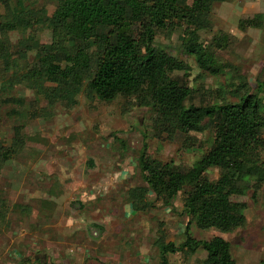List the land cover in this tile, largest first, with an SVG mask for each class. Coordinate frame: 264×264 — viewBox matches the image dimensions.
I'll return each mask as SVG.
<instances>
[{"label":"rangeland","instance_id":"1","mask_svg":"<svg viewBox=\"0 0 264 264\" xmlns=\"http://www.w3.org/2000/svg\"><path fill=\"white\" fill-rule=\"evenodd\" d=\"M33 2L50 14L57 0ZM3 13L0 5V21ZM257 13L263 15L260 26L238 25L239 19ZM210 22L208 29L199 31L204 45L215 36L228 35L227 46L211 47L217 62L224 65L219 74L202 70L182 50L180 30L155 37L167 62L189 66L186 80L204 93H194L186 104L235 101L229 89L240 81L238 76L245 77L253 92L264 78V0L217 1ZM30 34L42 42L49 40L48 30L37 23L7 33L12 44ZM31 58L28 53L29 62ZM183 70L172 73L182 75ZM215 89L218 94L208 92ZM144 91V84L137 86L136 94ZM258 95L264 102V92ZM0 97L12 99L0 102V144L6 148L17 136L22 138L18 152L0 163V200L4 201L0 210L5 212L4 217L0 213V264H158L160 235L176 244L184 239L188 217L182 210V192L169 207L145 194V203L133 209L129 190L146 186L137 163L143 142L147 157L190 169L210 146L211 126L187 135H167L158 130L150 107L135 97L126 104L90 103L81 93L77 103L67 107L61 102L49 104L21 83L2 90ZM260 154L264 161V146ZM206 174L214 180L219 172L210 168ZM231 198L246 205L242 226L221 232L191 224L192 234L227 240L235 264H259L264 260V182L256 197L248 189ZM203 256L198 250L169 253L166 258L168 264H201Z\"/></svg>","mask_w":264,"mask_h":264},{"label":"trees","instance_id":"2","mask_svg":"<svg viewBox=\"0 0 264 264\" xmlns=\"http://www.w3.org/2000/svg\"><path fill=\"white\" fill-rule=\"evenodd\" d=\"M217 1L224 0H57L48 14L33 0H0L4 10V20L0 21V92L21 83L49 104L61 102L67 107L74 106L81 93L90 103L120 100L126 104L135 97L150 107L158 130L167 135H187L212 127L210 146L190 169L171 160L147 157L146 144L142 143L137 163L146 186L129 190L132 208L145 203L148 193L169 207L180 191L182 210L188 217L184 239L178 244L159 236L158 264H168L169 253L194 254L198 250L204 254L201 264H235L227 240L220 236L196 238L190 226L221 232L242 226L246 205L231 196L252 189L256 197L264 182L260 154L264 146V102L258 95L264 92V78L253 92L245 77L238 76L240 81L231 83L229 89L235 101L186 104L194 93H204L186 80L189 66L176 60L169 64L165 49L155 44L157 34L171 35L180 30L181 48L193 56L198 67L211 74L221 73L224 65L217 62L211 47L227 46L228 35L215 36L208 45L199 37L200 30L210 27ZM262 17L257 13L241 18L238 25L260 26ZM33 23L48 30V41L30 34L11 43L9 31H25ZM181 68L182 75L172 73ZM140 84L145 85V91L136 94ZM208 92L216 94L217 90ZM11 100L0 97L2 103ZM21 140L17 136L6 148L0 144V163L18 152ZM210 168L219 172L214 180L206 174ZM0 213L4 217L5 212Z\"/></svg>","mask_w":264,"mask_h":264}]
</instances>
